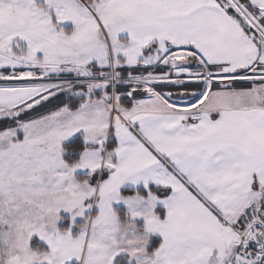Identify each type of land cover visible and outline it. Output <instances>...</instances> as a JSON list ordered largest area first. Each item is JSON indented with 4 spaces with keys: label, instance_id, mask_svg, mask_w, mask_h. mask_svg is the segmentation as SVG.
Masks as SVG:
<instances>
[{
    "label": "snow or ice",
    "instance_id": "1",
    "mask_svg": "<svg viewBox=\"0 0 264 264\" xmlns=\"http://www.w3.org/2000/svg\"><path fill=\"white\" fill-rule=\"evenodd\" d=\"M0 264H264V0H0Z\"/></svg>",
    "mask_w": 264,
    "mask_h": 264
}]
</instances>
